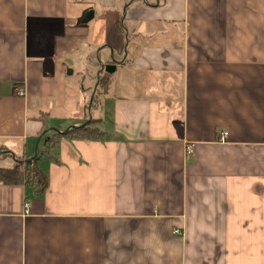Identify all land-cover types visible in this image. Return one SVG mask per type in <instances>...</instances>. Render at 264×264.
I'll return each instance as SVG.
<instances>
[{
	"label": "crops",
	"instance_id": "1",
	"mask_svg": "<svg viewBox=\"0 0 264 264\" xmlns=\"http://www.w3.org/2000/svg\"><path fill=\"white\" fill-rule=\"evenodd\" d=\"M3 153L0 264H264V0H0Z\"/></svg>",
	"mask_w": 264,
	"mask_h": 264
},
{
	"label": "trees",
	"instance_id": "2",
	"mask_svg": "<svg viewBox=\"0 0 264 264\" xmlns=\"http://www.w3.org/2000/svg\"><path fill=\"white\" fill-rule=\"evenodd\" d=\"M119 30H123L120 26ZM98 82V79L96 80ZM112 84V75L104 71L101 72V77L96 91V96L94 98V103L92 109L97 107L102 101V95H107L110 92ZM92 122L89 126L77 127L70 130L67 134L57 137H74L83 140H103L107 137V134L103 132L99 127H91L93 124H99L101 121L92 118ZM54 144L56 140L52 139ZM8 158H12L9 153H3L0 156V161L4 162ZM0 184L7 186H22L24 188L32 187L36 194H44L48 188V176L38 165V158L35 160H26L25 157H14L13 163L9 166H0Z\"/></svg>",
	"mask_w": 264,
	"mask_h": 264
},
{
	"label": "water",
	"instance_id": "3",
	"mask_svg": "<svg viewBox=\"0 0 264 264\" xmlns=\"http://www.w3.org/2000/svg\"><path fill=\"white\" fill-rule=\"evenodd\" d=\"M93 14H94L93 11H90L89 13H87V15H86V17H85V19H84V23L90 21V20L93 18V16H94ZM116 69H117V66H116V65H107V66L103 67V70H105V72L108 73V74H110V75L114 74V73L116 72ZM70 73L72 74V71H70ZM92 103H93V97H92V99H91L90 107H91ZM90 120H91V119H90ZM87 125H88V122H86L85 124H83L81 127H85V126H87ZM74 128H77V127H71V128H69L67 131H65V132L62 133V134L65 135V134H67L70 130H72V129H74ZM58 132H59V131H58ZM60 134H61V133H60ZM37 155H38V151H37V153H36V155H35V158L37 157ZM30 160H31V159H30Z\"/></svg>",
	"mask_w": 264,
	"mask_h": 264
},
{
	"label": "built area",
	"instance_id": "4",
	"mask_svg": "<svg viewBox=\"0 0 264 264\" xmlns=\"http://www.w3.org/2000/svg\"><path fill=\"white\" fill-rule=\"evenodd\" d=\"M18 94L22 96V95H23V91L18 90ZM227 138H228V133L225 132V133H223V134L221 135V137H220V141H221V142H225V141L227 140ZM193 152H194V147H193V146H189L188 149H187V154H188V155H192ZM29 208H30V203H27V204L25 205V213H26V214L29 213ZM174 234H176V235H180L181 233H180L179 230H175V231H174Z\"/></svg>",
	"mask_w": 264,
	"mask_h": 264
},
{
	"label": "rangeland",
	"instance_id": "5",
	"mask_svg": "<svg viewBox=\"0 0 264 264\" xmlns=\"http://www.w3.org/2000/svg\"><path fill=\"white\" fill-rule=\"evenodd\" d=\"M93 84H94V79H91V80H90V85H93ZM94 88H95V87H94ZM92 97H93V95H92ZM92 97H91V99H92ZM90 103H91V100H90ZM96 108H97V107L93 108L94 111H93L92 113H90V116H89V117L95 118V117L97 116V111H95ZM92 121H93V120H89L87 126H89L91 123H93ZM96 126H97L96 124H93L91 127H96ZM97 127H98V126H97ZM6 165H8V164H6ZM8 166H9V165H8Z\"/></svg>",
	"mask_w": 264,
	"mask_h": 264
}]
</instances>
